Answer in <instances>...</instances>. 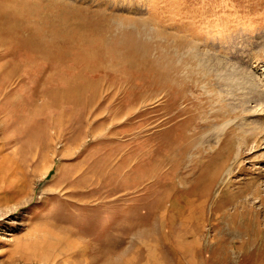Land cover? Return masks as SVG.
Listing matches in <instances>:
<instances>
[{"label": "rangeland", "instance_id": "rangeland-1", "mask_svg": "<svg viewBox=\"0 0 264 264\" xmlns=\"http://www.w3.org/2000/svg\"><path fill=\"white\" fill-rule=\"evenodd\" d=\"M263 90L264 0H0V264H264Z\"/></svg>", "mask_w": 264, "mask_h": 264}, {"label": "bare ground", "instance_id": "bare-ground-1", "mask_svg": "<svg viewBox=\"0 0 264 264\" xmlns=\"http://www.w3.org/2000/svg\"><path fill=\"white\" fill-rule=\"evenodd\" d=\"M1 15H3V13H1ZM127 36H128V34H127ZM132 37V36H131ZM128 39V38H127ZM126 39V40H127ZM22 41H25V40H22ZM182 42V44H185V43H183V41H181ZM133 43H135V42H133ZM179 43V42H178ZM142 44V43H141ZM136 45V44H135ZM176 45V44H175ZM174 45V46H175ZM180 45V44H179ZM186 45V44H185ZM130 46V45H129ZM172 46V45H171ZM178 46V45H177ZM181 46V45H180ZM135 47V46H134ZM182 47V46H181ZM183 47H185V46H183ZM141 48V47H140ZM175 48V47H174ZM177 48V47H176ZM178 48H180L179 46H178ZM178 50V49H177ZM181 50V49H180ZM173 51V50H172ZM175 52H176V50H175ZM180 52V51H179ZM178 52V53H179ZM170 55V54H169ZM178 55V54H177ZM169 58H171L174 62H175V60H174V58H175V56L174 55H170L169 56ZM192 58H194V59H196V60H198V62L200 63V68H201V75H202V77H203V79H205V80H207V77H208V79L209 78H211L212 76L213 77H216L217 78V81L218 82H221V83H223V84H226V86L228 87V84L229 83H231L232 81H233V79H234V77H235V73H239V69H236V67H234V66H231L230 67V64L229 63H227V62H225V61H219V60H217L218 62H217V64L218 65H215V66H212V59L211 58H209V57H206V56H204V57H196V56H192ZM191 61V60H190ZM176 63V62H175ZM175 63H173V64H171L170 65V68H171V70H169V71H172V69H177V66L175 65ZM179 63V62H178ZM218 68H217V67ZM217 68V69H216ZM180 69H181V67H180ZM159 70H161L160 68H159ZM186 70V69H185ZM237 70V71H236ZM164 71V70H163ZM166 74V73H165ZM252 76V75H251ZM206 77V78H205ZM166 78V77H165ZM255 81V80H254ZM256 82V81H255ZM259 85V84H258ZM230 87V86H229ZM80 92V91H79ZM256 103L257 104H259L260 106H261V108L263 109V112H264V90H263V92H261L260 94L258 93V95H257V98H256ZM257 106V105H256ZM254 107V106H253ZM255 111H256V109H255ZM254 111V112H255ZM210 190H211V186L209 187H207L206 189H205V193L204 194H208L209 192H210ZM256 192V191H255ZM256 194V193H255ZM238 223V222H237ZM239 231V230H238ZM244 232V234H245V231H242V233ZM241 233V234H242ZM247 237H248V235H247ZM247 244V243H246ZM249 252V251H248ZM119 262L120 261H116V260H110V261H106V262H103L102 264H119Z\"/></svg>", "mask_w": 264, "mask_h": 264}]
</instances>
